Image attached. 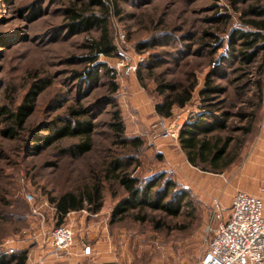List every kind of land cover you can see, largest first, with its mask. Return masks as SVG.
<instances>
[{
	"label": "rangeland",
	"instance_id": "rangeland-1",
	"mask_svg": "<svg viewBox=\"0 0 264 264\" xmlns=\"http://www.w3.org/2000/svg\"><path fill=\"white\" fill-rule=\"evenodd\" d=\"M104 1L110 8L109 31L117 56H100L98 62L106 63L116 73L119 91L114 99L118 107L108 104L107 79L77 81L79 75L74 74L88 67L89 43L102 36L100 29L84 33L70 26L66 10L75 5L84 7L88 0H0V108L14 111L36 85L45 88L37 96L23 130L5 135L12 124L0 115V252L40 251L37 264L49 258L62 259L52 255L51 233L59 225L48 195L54 197L65 189L85 186L92 173L112 158L130 156L135 159L133 176L148 180L166 172L181 190L189 192L187 200L193 206H185L182 216L176 219L147 210L149 221L145 223L127 219L110 225L112 209L125 195L114 184L106 190L104 206L98 214L84 211L86 218L96 215L108 234L109 249L102 264H200L207 250L205 228L213 202L220 200L229 209L225 202L231 203V189L220 182L223 178L218 175L223 173H208L191 166L179 142L161 137L160 121L185 125L200 112L207 102L199 93L209 78L211 85L225 92L212 97L217 110L214 114L219 118L229 114V129L219 136L232 137L230 151L238 154L224 173L233 170L240 174L252 161L254 151L264 150L262 55L247 68L241 53L232 52L230 56L228 45L235 29H250L244 12L259 2ZM116 1L117 10L113 8ZM260 4L264 7V0ZM227 16L230 21L226 23ZM237 49L241 51L240 46ZM148 64L155 68L151 74L144 69ZM140 70L143 82L138 78ZM161 76L182 84L196 82L192 100L185 108H175L170 118L159 116L155 110L163 99L156 92L154 78ZM71 108L84 109L93 119L92 151L79 158L62 155V150L77 143L65 140L37 153L35 144L60 126ZM116 108L126 126L125 136L142 140L139 150L122 148L117 142L111 130ZM252 125V132L246 134L244 129ZM258 173L264 176V168ZM239 187L262 190L264 179ZM157 221L168 228L157 230ZM65 227L73 230L75 244L80 239V227Z\"/></svg>",
	"mask_w": 264,
	"mask_h": 264
},
{
	"label": "trees",
	"instance_id": "trees-1",
	"mask_svg": "<svg viewBox=\"0 0 264 264\" xmlns=\"http://www.w3.org/2000/svg\"><path fill=\"white\" fill-rule=\"evenodd\" d=\"M242 2L243 0H236ZM259 3L250 6L244 17H249L245 24L249 30L235 29L229 38V53L239 52L243 57L245 67L251 66L262 55L260 70L264 68V7ZM118 3L114 2L113 8L117 10ZM94 9H98V12ZM115 10V11H116ZM72 29H79L80 32L90 33L94 29H100L102 36L92 39L89 43L90 55L86 57L88 67L82 72H75L79 75L77 81L96 82L104 77L110 82L108 104L114 107L117 102L114 96L119 91L116 73L106 64L99 63V57L114 58L117 56V48L109 31L110 8L104 0H88L84 7L74 6L66 10ZM230 21L226 17V23ZM212 37V35H210ZM241 47V51L237 47ZM263 53V54H262ZM234 58V57H233ZM149 74L153 73V64L144 68ZM142 70L138 72V78L143 82ZM157 87V94L163 101L156 105V113L164 118H170L175 108H185L192 100L196 82L182 84L174 81H167L164 76L154 78ZM45 88L35 86L24 104L16 110H9L8 107L0 108V115L12 124L8 132L14 134L23 130L28 119L31 117L37 96ZM223 92V89L211 85L207 80L205 87L200 91V96L207 104L202 106L201 111L193 115L183 126L179 136V144L185 153L189 164L200 168L208 173L222 174L231 167L237 160L238 154L230 151L233 143L232 137L222 138L220 133L228 131V113L219 118L214 114L216 105L211 103L213 96ZM84 109L76 110L71 108L68 117L56 126L55 130L43 140L35 144L37 153L55 143L60 144L65 140L77 141L76 144L62 150V155H70L75 158L83 157L93 149V136L95 124ZM243 116V115H242ZM253 125L245 128V133L252 132ZM111 130L122 148L139 150L143 143L139 138H127L125 136L126 126L122 119L121 111L116 108L113 112ZM134 157H115L105 163L103 168L92 173L91 181L85 186L74 189H65L57 196H49L48 201L55 208V216L59 227L66 226L65 220L69 213L88 210L92 214H98L104 206L105 192L111 189L114 184L123 189L125 195L115 204L110 215V225L132 219L139 223L149 221L145 212L147 210L160 211L166 217L180 218L182 210L191 207L192 202L188 199L189 192L181 190L180 186L173 179L167 176L166 172L156 174L154 177L144 180L139 176H133ZM193 210V208H192ZM157 230L166 229L168 226L162 221L155 222ZM185 228H180L183 230ZM28 250L7 254L0 252V264H28Z\"/></svg>",
	"mask_w": 264,
	"mask_h": 264
},
{
	"label": "built area",
	"instance_id": "built-area-1",
	"mask_svg": "<svg viewBox=\"0 0 264 264\" xmlns=\"http://www.w3.org/2000/svg\"><path fill=\"white\" fill-rule=\"evenodd\" d=\"M132 71L135 72L136 67ZM183 126L184 123L161 120V137L179 142ZM205 232L207 250L200 264H264L263 198L237 191L229 209L215 199ZM51 238L53 256L64 258L69 254L74 245L71 228L58 227Z\"/></svg>",
	"mask_w": 264,
	"mask_h": 264
},
{
	"label": "crops",
	"instance_id": "crops-1",
	"mask_svg": "<svg viewBox=\"0 0 264 264\" xmlns=\"http://www.w3.org/2000/svg\"><path fill=\"white\" fill-rule=\"evenodd\" d=\"M253 155L252 161L242 169L240 174H235L232 170L218 175L223 178V181H219L222 182L224 186L228 185L229 189H231L229 190L231 203L228 205L225 202V205L229 208L231 207L233 197L237 191H244L250 195L262 197L264 201V189L259 190V188H251L246 191V188L240 189L239 187V184L242 183L251 185L257 182L259 183L264 179V176L258 173L259 170L264 168V150L256 149ZM84 213V210L71 212L66 217L65 224L70 225L73 229L80 227V239L75 241L69 255L60 260L49 258L44 264H82L83 261L89 262L88 264H102L106 259V251L109 249L108 234L104 232V227L101 225V222L99 223L97 221L96 215H89L86 218V214ZM41 253L40 251L36 254L29 253L28 264L39 263L38 254L41 255Z\"/></svg>",
	"mask_w": 264,
	"mask_h": 264
}]
</instances>
